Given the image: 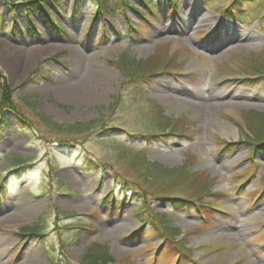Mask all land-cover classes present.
Segmentation results:
<instances>
[{
    "label": "rangeland",
    "instance_id": "374dc122",
    "mask_svg": "<svg viewBox=\"0 0 264 264\" xmlns=\"http://www.w3.org/2000/svg\"><path fill=\"white\" fill-rule=\"evenodd\" d=\"M175 1L0 0V103L5 82L20 113L0 106V264H264V0L233 18V0ZM218 24L250 47L210 49ZM216 92L223 108L194 105Z\"/></svg>",
    "mask_w": 264,
    "mask_h": 264
},
{
    "label": "trees",
    "instance_id": "16d2710c",
    "mask_svg": "<svg viewBox=\"0 0 264 264\" xmlns=\"http://www.w3.org/2000/svg\"><path fill=\"white\" fill-rule=\"evenodd\" d=\"M125 4V3H124ZM21 6H25L26 8H34L36 6L35 2H28V3H24V4H21ZM227 8L231 11V12H236V8L238 6V4L236 3L235 0H233L231 2V4H227L226 5ZM102 9V8H101ZM151 9V8H149ZM103 10V9H102ZM101 11V10H100ZM99 11V13H101ZM142 14V13H140ZM142 62L139 61V60H132V61H129L127 62V64L124 66L123 68V71H124V74H125V77L126 78H131V77H137V76H140L141 74H138L137 73V68H139L140 66L143 65V63L141 64ZM136 69L135 73H133V71ZM134 75V76H133ZM12 89H10L6 84L5 82L3 83V93L5 94L4 97H3V101L0 103V106L2 107H6L5 109L6 110H10L12 111L13 113H15V115L17 116L18 119L19 118V115L20 113H16L14 112L13 110V102H11V95H12ZM264 118V117H263ZM263 118H261V120H264ZM54 126L56 127V129L60 130V131H65L66 133H76V132H79L81 133L82 131V126L76 124V125H58V124H54ZM91 127H92V123H91ZM90 130V129H89ZM76 131V132H75ZM264 134V133H263ZM255 137H253L254 139ZM251 139V138H250ZM261 140V141H260ZM256 141V140H255ZM63 143H66L65 140L62 141ZM251 143L252 140L250 141ZM257 145L259 147L261 146H264V139H261L259 138L257 141H256ZM21 167L17 168L16 169V172H20L21 171ZM178 175V173H177ZM171 205L175 206L176 208L178 207H184V206H190L191 204H197L195 201H192V200H189V199H182V198H177V197H166L165 198ZM182 199V200H181ZM151 214V217L150 218H153V221L158 223V219L162 218V224L161 223H158L159 226L157 227L158 229L162 230V226L164 225V229H171L173 230V227L172 225H169L170 223V220H168V215H160V214H157V213H153L151 211L148 212V215ZM147 215V217H148ZM146 217V218H147ZM142 219L143 222H146L147 219ZM148 219L149 221H151V219ZM36 226H34L33 228L31 227L30 229L33 230L35 229ZM165 232V230H164ZM168 239V238H167ZM180 249L181 251L183 252V250L186 251V248L184 246H180ZM184 251V252H185ZM109 259V260H107ZM110 261H112L111 257L108 255V251L107 249L105 248H102V250H99L97 252V250H93L91 249L86 256L83 257V260H82V264H109ZM68 264H71V263H68Z\"/></svg>",
    "mask_w": 264,
    "mask_h": 264
},
{
    "label": "bare ground",
    "instance_id": "6f19581e",
    "mask_svg": "<svg viewBox=\"0 0 264 264\" xmlns=\"http://www.w3.org/2000/svg\"><path fill=\"white\" fill-rule=\"evenodd\" d=\"M184 18V17H182ZM186 18L188 19V22L190 24V27L193 29H199V28H203V27H208L210 28V24L209 21L203 16L201 15V13H197V12H192L191 15L186 16ZM164 31V29L162 28V30H158V32L156 33H162ZM223 32V30H221ZM228 33H231L230 35ZM247 40H249V38L247 37ZM233 41H241L240 45L242 46L243 49H248L250 47L249 44L250 42H246L245 38H244V34H242L239 31H230V32H226L225 33V37L224 38H220V39H216V43H214L213 45L210 46V49L212 50H218L219 48H221L223 45L231 43ZM246 42V43H243ZM97 69V68H96ZM98 70V69H97ZM94 69H90V71H87V73L85 74L86 76H89V74L93 73ZM65 87L63 88V93L65 95H73V94H80L85 96L86 94H82L81 89L73 83H65ZM87 95H89V93H87ZM86 95V96H87ZM224 93H220V92H216L213 93L209 98H205L203 101H197L194 102V105L199 108L200 110H203L204 112H211V111H215L217 109H221L224 107V103L221 101V99L224 97ZM232 96H238V92L234 91ZM82 98V96H81Z\"/></svg>",
    "mask_w": 264,
    "mask_h": 264
}]
</instances>
